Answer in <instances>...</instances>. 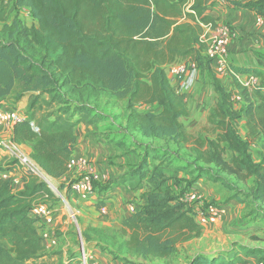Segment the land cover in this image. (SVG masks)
<instances>
[{"label":"trees","instance_id":"obj_1","mask_svg":"<svg viewBox=\"0 0 264 264\" xmlns=\"http://www.w3.org/2000/svg\"><path fill=\"white\" fill-rule=\"evenodd\" d=\"M11 1L28 7L38 24L27 26L17 18L8 22ZM222 1L264 17V0ZM0 22V105L4 98L16 104L30 95L29 120L15 124L12 139L19 145L33 142L32 158L52 178L69 171L76 127L102 122L105 108L124 109L125 131L174 142L175 153L189 146L192 159L173 168L168 147L143 143L137 163L120 176L143 189L139 208L122 219L120 228L86 227L85 242H95L126 264L135 257L171 262L180 245L204 231L196 211L174 187L182 181L189 186L206 178L232 190L231 200L264 205V152L255 160L250 151V144L264 135V83L248 87L236 77L253 74L263 81L264 69L229 63L242 99L238 108L206 53L205 26H218L207 0H0ZM182 61L194 63L210 78L216 94L208 115L212 136H192L182 121L190 114L187 93L180 88L184 76L173 84L167 73L168 65ZM141 103L161 108L140 112L136 106ZM54 104L53 111L39 113ZM243 117L245 137L239 127ZM16 162L4 164L0 158V172ZM168 167L191 178L176 177L174 183ZM228 176L250 183L249 188H240ZM23 179V189L16 192L10 179L0 176V264H50L46 257L53 256L55 264H79L76 252L65 256L61 248L46 246L31 214L34 203L46 195L52 205L59 197L35 175L23 172ZM252 212L264 222V211ZM253 239L264 242V233ZM236 248L197 253L189 264H250L252 256L257 257L255 264H264V246L238 243Z\"/></svg>","mask_w":264,"mask_h":264},{"label":"crops","instance_id":"obj_2","mask_svg":"<svg viewBox=\"0 0 264 264\" xmlns=\"http://www.w3.org/2000/svg\"><path fill=\"white\" fill-rule=\"evenodd\" d=\"M207 3L209 4V13L216 18L218 26L214 30L205 29V31L210 34L225 25L230 29L229 63L243 67H258L264 69V21L262 16L248 9L232 8L222 0H207ZM213 66L216 71V75L219 77L224 86L228 90L232 91L233 94H238L240 97L239 89L236 85V79L232 74V71H230V69L217 68L215 63ZM196 76L197 69L195 71V78ZM240 76L244 78V75L241 74H238L236 77L240 80ZM170 80L172 82L171 78ZM260 82L264 83V80H260ZM27 96H29L30 100V95ZM25 97L16 104L12 103L7 98H4L1 103L5 106L15 107L23 113L24 106L29 103L28 100L27 102H23ZM240 100L242 99L240 98ZM106 119L107 117L98 124L81 122L76 127L77 142L74 146L72 157L77 158L84 156L88 158L95 170L101 175V180L97 184V193L91 200L83 201L78 197L69 194L70 201H72L78 215L80 214L81 216V222L77 218L76 223V241H79V243L75 246V243L69 241L67 237V234L70 231L69 216L63 208L56 209V213L52 217L48 218L44 225L52 231H61L59 245L56 248H61L64 251L65 256H67V252L69 250L77 251L79 254L81 246L79 235L80 233L82 235V231L86 227L92 225L105 226L108 228H120L122 219L130 214L127 209L128 206H126L125 202H140V194L143 192V189H136V182L134 180L122 181L120 176L128 170L129 165L135 164L138 161L137 153H140L139 150H137V152H131L136 149V147H131L132 141L130 138H132V135L134 136L139 134L144 143L151 141L152 138L144 137L142 134L135 131H126L128 132L124 133L126 135L121 134L117 136L116 134H111L112 132H110V126L118 122L114 121V118H112L111 124L108 125L106 123ZM123 122L126 124L125 121ZM244 125L245 118L243 117L239 121L240 129H245ZM13 129L14 126L11 125L0 126V138L12 137ZM244 131L246 134V129ZM259 141L264 143V135ZM259 141L252 143H257ZM20 147L30 155L33 152V142L20 144ZM187 149H189V146H187ZM0 158L4 164H6V162L10 159L9 156L2 150H0ZM80 170H82V168H77L75 171H68L64 177L57 180L64 181L65 178L69 176L72 178ZM14 174L17 177H23L22 172L16 168L14 170ZM174 175L184 179L191 178L190 175H185L183 172H177ZM173 182L175 183V180ZM211 184L213 185L214 183L208 181L206 178H200L189 186H187L186 181H182L179 184L175 183L174 187L177 192L182 193L183 200L188 198L189 195L194 196L192 200L184 201L192 206L194 211L199 212L204 200L215 198L224 201L221 196H219L218 192L214 190ZM22 189L23 185L18 188L16 192ZM99 200H102L103 206L105 205L107 207L106 213H102L100 211V207L97 205ZM234 201L236 202V200H232V202ZM232 205L233 203L231 206ZM229 210L230 208L226 207L225 213L220 217L227 214ZM216 218L208 220V222L203 226H206ZM62 239L64 242H62ZM186 243L180 245L179 250L180 247ZM85 244L92 252L94 259L99 261L100 264H126L122 260L114 258L110 253L102 251L97 247L95 242H85ZM74 247L76 250H74ZM177 257L178 255H176L172 261H175V258ZM132 261V264H165V261L168 260L159 258L144 260L142 258L135 257L132 258ZM256 262V256L249 258L250 264H255Z\"/></svg>","mask_w":264,"mask_h":264},{"label":"rangeland","instance_id":"obj_3","mask_svg":"<svg viewBox=\"0 0 264 264\" xmlns=\"http://www.w3.org/2000/svg\"><path fill=\"white\" fill-rule=\"evenodd\" d=\"M14 18L19 19V21L22 24H25L27 26H36L38 24L37 19L33 16L32 12L28 7H18L15 5L13 1L10 2V8L6 15V19L8 22H12ZM1 26V22H0ZM214 30V29H211ZM183 62V61H182ZM186 62V61H185ZM187 65L190 67L191 63L186 62ZM191 68V67H190ZM170 78L172 79L173 84H176V77L173 75V73H168ZM243 79V78H242ZM187 93V102L190 110V114L186 117L182 118V121L184 125L187 127L189 132L192 134V136H197L199 133H204L207 136L213 135V130L210 127L208 123V115L210 112V109L215 105L216 102V94L213 90L210 78L207 74H202L200 70L197 68V76L195 78L193 86L188 90H183ZM29 101V96H26L23 102ZM234 100L236 102V105L238 108L242 107V102L238 98V94H234ZM29 105V103H28ZM28 105H25L23 110L24 114L29 117L28 112ZM137 110L140 112H147V111H154L158 112L160 110V106L158 104H145L141 103L138 104ZM57 106L55 104L53 106H43L42 110H39L40 112H50L56 109ZM104 111L107 112V121L106 123L108 125L111 124L112 118H114V121H117L118 123H115L114 125L110 126V132L111 134L123 135L124 133H128L125 130V124L123 120V114L124 109L123 108H117V109H108L105 108ZM123 120V121H122ZM245 129H240V133L242 136L245 137ZM135 134V133H134ZM115 135V136H116ZM126 135V134H124ZM131 135V134H130ZM132 141L131 147H136L139 152H143L144 146H143V139L137 135H132V138H130ZM151 144L154 146H157L159 148H165L168 147L171 150V154L169 156V163H171L172 167L179 166L182 164H185L187 160H191L192 158L189 156L188 150H183L179 153H175L177 150L176 144L174 142H170L167 140L162 139H152ZM145 144V143H144ZM250 150L252 154L254 155L255 159L258 160L260 158V154L264 152V143H261L260 141L257 143H252L250 145ZM136 151V150H135ZM169 166V165H166ZM168 167V174L170 176V180L173 182L176 180V171L172 168ZM230 180H234L236 184L240 188L248 189L250 186V183H240L237 182L234 178L229 177ZM54 184L58 186V188L61 190L62 195L68 199V203L65 201L64 198L59 197L57 201L53 203V206L56 209L63 208L65 212L69 216V227L70 231L67 234V237L69 241L74 242L75 246L79 243V241H76L77 237V220L74 221V219L71 217V213L74 212L76 214V217L81 222V216L78 215L77 210L75 209L72 201L69 199V193H67L64 190V181H59L57 179H52ZM209 181V180H208ZM211 182V181H210ZM214 183V182H213ZM212 185V184H211ZM214 190L218 192L219 196L224 200L221 199H215L210 198L208 200H204L201 206V209L199 213H202L205 211L207 205L209 203H216L224 205V208L229 207L230 210L227 214L220 218H216L212 220L209 224L204 226L203 234L195 238L185 245L180 247V250L178 252V257L175 258V261H165V264H189L190 259L192 256H194L197 253H217L219 251L223 252H229L233 250H237L236 244L242 243L250 246H264V242L260 240L253 239V235L262 236L264 233V222L257 219V215H255L252 210L255 208H259L262 212L264 211V205H258V204H250L249 202L241 203L238 200L236 202H232L231 199H229V196L233 194V191L228 189L227 187L223 186L220 183H214L212 185ZM233 205L231 206V204ZM126 206H129L130 204H134L139 208L140 202H131L127 201L125 202ZM241 204V205H239ZM128 209V207H127ZM57 237L61 236V231L57 230L54 232ZM62 242L63 239H62ZM88 243V242H87ZM57 249V248H52ZM50 249V250H52ZM74 250L76 248L74 247ZM77 253V251H74ZM77 255H79L77 253ZM47 260H49L50 264H55L57 257H46ZM45 258V259H46Z\"/></svg>","mask_w":264,"mask_h":264},{"label":"built area","instance_id":"obj_4","mask_svg":"<svg viewBox=\"0 0 264 264\" xmlns=\"http://www.w3.org/2000/svg\"><path fill=\"white\" fill-rule=\"evenodd\" d=\"M263 21L264 17L262 16ZM205 29L211 30L210 26H205ZM230 29L228 26L220 27L212 33L205 31L202 38L207 42L208 47L206 50L207 55L213 60L217 68L220 69H229V40H230ZM191 67V68H190ZM188 66L187 63L178 62L167 66V73H173V75L179 76L183 75L180 88L182 90L190 89L195 81V71L197 69L194 63H191V66ZM240 76L241 83L245 86L251 87L257 84H260V79L256 75H246L244 78ZM240 99V97L238 96ZM29 120L24 113L20 112L17 108L11 106L0 105V126L11 125ZM32 125L36 128V125L33 121ZM38 130V128H36ZM0 150L5 152L10 159H16V164L13 168L7 169L0 172V176L3 178L10 179L13 190L16 191L24 184L23 177H17L14 174L15 168L22 172H27L35 175L41 181L45 182L48 187L58 196L65 199L68 203L62 192L59 190L58 186L54 184L51 176H49L32 158L30 154L25 152L19 144L13 141L12 137L0 138ZM9 159V160H10ZM69 172L75 171L77 168H82L79 172L75 174L74 177L65 178L64 182L66 184L65 191L69 194H72L83 201L91 200L97 193L96 183L101 180V175L95 170L91 161L82 156L73 158L71 157L68 163ZM44 201H39L34 203L31 214L37 219V223L40 227V231L44 238V242L49 249L56 248L59 245V237L55 235V231H52L46 228L44 225L46 220L52 217L56 213V208L48 200V195L45 196ZM194 196H188L184 200H192ZM138 207L134 204L128 206V211L130 213L135 212ZM102 213H106L107 207L104 205L100 207ZM226 209L224 206L217 205L215 203H209L204 212H196L197 221L204 225L208 220L216 217H220L225 213ZM71 217L74 221L77 220L76 214L71 213ZM79 240L81 246L79 249L78 260L79 264H100L99 261L94 259L92 252L88 249L85 244L83 236L79 235ZM263 264V263H262Z\"/></svg>","mask_w":264,"mask_h":264}]
</instances>
